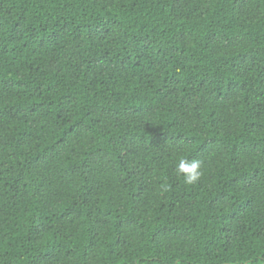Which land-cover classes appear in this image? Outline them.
<instances>
[{
  "label": "trees",
  "instance_id": "obj_1",
  "mask_svg": "<svg viewBox=\"0 0 264 264\" xmlns=\"http://www.w3.org/2000/svg\"><path fill=\"white\" fill-rule=\"evenodd\" d=\"M0 264H264V0H0Z\"/></svg>",
  "mask_w": 264,
  "mask_h": 264
},
{
  "label": "clouds",
  "instance_id": "obj_2",
  "mask_svg": "<svg viewBox=\"0 0 264 264\" xmlns=\"http://www.w3.org/2000/svg\"><path fill=\"white\" fill-rule=\"evenodd\" d=\"M176 175L183 178L185 185L192 186L197 184L202 175V161L198 159L187 160L179 159L175 168Z\"/></svg>",
  "mask_w": 264,
  "mask_h": 264
}]
</instances>
